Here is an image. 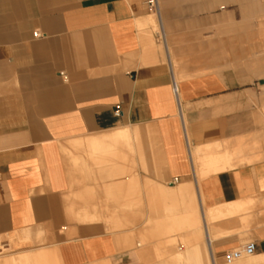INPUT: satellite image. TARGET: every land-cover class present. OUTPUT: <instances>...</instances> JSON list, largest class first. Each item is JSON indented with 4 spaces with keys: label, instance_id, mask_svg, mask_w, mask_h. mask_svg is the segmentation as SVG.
<instances>
[{
    "label": "crops",
    "instance_id": "1",
    "mask_svg": "<svg viewBox=\"0 0 264 264\" xmlns=\"http://www.w3.org/2000/svg\"><path fill=\"white\" fill-rule=\"evenodd\" d=\"M234 1L0 0V264H264V159L226 167L218 150L253 129L252 91L205 73L175 94L170 70L212 67V11ZM119 128L131 146L99 145ZM245 199L250 215L206 222ZM190 200L203 240L180 219ZM248 242L251 256L225 261Z\"/></svg>",
    "mask_w": 264,
    "mask_h": 264
},
{
    "label": "rangeland",
    "instance_id": "2",
    "mask_svg": "<svg viewBox=\"0 0 264 264\" xmlns=\"http://www.w3.org/2000/svg\"><path fill=\"white\" fill-rule=\"evenodd\" d=\"M154 29L159 35L161 46L162 35L155 15ZM210 38L212 67H170L171 73L176 82L205 73L221 75L230 81L242 83L247 91L251 90L250 103L245 108L251 112L249 124L253 129L242 140L225 144L218 150L222 148L225 151L226 167L264 159V0H235L220 9L218 16L212 11ZM219 161L210 159L208 163L214 165ZM197 176L201 178L200 173ZM189 203L191 205L188 204V208L192 206L199 218L195 201L190 200ZM250 205L251 201L248 200L240 212L250 215ZM107 217V221L103 222L111 225V217ZM180 219L188 222V216H181ZM193 227L196 241L203 240L201 226Z\"/></svg>",
    "mask_w": 264,
    "mask_h": 264
},
{
    "label": "bare ground",
    "instance_id": "3",
    "mask_svg": "<svg viewBox=\"0 0 264 264\" xmlns=\"http://www.w3.org/2000/svg\"><path fill=\"white\" fill-rule=\"evenodd\" d=\"M157 14V13H156ZM178 75V74H177ZM175 81V80H174ZM176 82V81H175ZM138 128V127H137ZM136 128V129H137ZM131 129V128H130ZM138 130H140L139 128H138ZM138 130H137V132H138ZM130 130H127V129H113V130H111V134L110 133H108L109 132V130L107 131V133L108 134H110V135H106V136H100L101 138H102V140H100V138H99V140H100V143L101 144H99V145H102V144H106L105 146H107V144L109 143V142H111V145H112V143H118L119 144V142H126V143H129L130 142V138L133 140V139H135V138H132V136L134 135H132V133H133V130L131 131L132 133H130L129 132ZM134 131H136V130H134ZM140 132V131H139ZM89 133V132H88ZM105 133V132H104ZM106 133V134H107ZM93 134V133H92ZM100 134H102V132L100 133ZM99 134V135H100ZM130 134H131V137H130ZM141 134V133H140ZM139 134V135H140ZM95 135V134H94ZM96 135H98L97 133H96ZM105 135V134H104ZM138 135V136H139ZM88 136H90V134L88 135ZM93 136V135H92ZM91 137V136H90ZM134 137H136V135L134 136ZM84 138V137H83ZM86 138H87V136H86ZM92 138V137H91ZM90 138V139H91ZM96 138H97V136H96ZM139 138V137H138ZM147 138V137H146ZM94 139H95V136H94ZM91 139V141L93 140V142H90L89 141V143L91 144V143H94V141H96V140H98V139ZM109 139H111V141H109L108 143H107V141L109 140ZM140 139H141V136H140ZM143 139V138H142ZM80 140V139H79ZM131 140V141H132ZM144 140V139H143ZM147 140H148V138H147ZM69 141H72V139L71 140H69ZM74 141V140H73ZM81 141H82V139H81ZM84 141V140H83ZM82 141V142H83ZM134 141V140H133ZM141 141V140H140ZM149 141V140H148ZM138 142V141H137ZM70 143V142H69ZM72 143V142H71ZM75 144H76V142H74ZM131 143V142H130ZM129 143V144H130ZM144 143V142H143ZM87 144V143H86ZM90 144H88V145H90ZM148 144V143H147ZM78 145V144H77ZM95 145V143L93 144V146ZM120 145V144H119ZM122 145V144H121ZM143 145V144H142ZM141 144H140V148H142L143 146H142ZM146 145V144H145ZM69 146V145H68ZM82 146V145H81ZM80 146V148L81 149H83L84 147H81ZM86 146V145H85ZM109 146V145H108ZM113 146V145H112ZM112 146H110V147H112ZM117 146V145H116ZM130 146H131V144H130ZM129 146V147H130ZM133 146V145H132ZM142 146V147H141ZM74 147H75V145H74ZM78 147H79V145H78ZM77 147V148H78ZM90 147V146H89ZM92 147V146H91ZM102 147H103V145H102ZM146 147V146H145ZM93 148V147H92ZM92 148H91V150H92ZM95 148V147H94ZM94 148H93V152L94 151H97L98 149H100V151L103 149H101V146H100V148H97V150L95 149L94 150ZM105 148V147H104ZM109 148V147H108ZM114 148H115V146H114ZM114 148H111V149H113L114 150ZM117 148V147H116ZM118 148H122L121 146L120 147H118ZM126 147H124V150H127L128 149V152H130L129 151V148H127V149H125ZM131 149L133 148V147H130ZM80 149V150H81ZM110 149V150H111ZM123 149V148H122ZM121 149V150H122ZM135 149V148H134ZM143 149V148H142ZM70 150V149H69ZM84 150V149H83ZM83 150L81 151V152H83ZM105 150V149H104ZM107 150V149H106ZM117 150V149H116ZM64 151V150H63ZM112 151V150H111ZM110 151V152H111ZM123 151V150H122ZM121 151V152H122ZM70 152H72V149H71V151ZM101 152H104V151H101ZM101 152H94V154H96V153H100L101 154ZM117 152H118V150H117ZM133 152V151H132ZM132 152H130V153H132ZM65 153H66V151H65ZM67 153H69V152H67ZM75 153V152H74ZM84 153H86V152H83V155H84ZM111 153H113V154H115L116 152H115V150H114V152L112 151ZM110 153V155H112ZM124 153V152H123ZM73 154V153H72ZM79 155L81 154V153H78ZM89 155H91V153L89 154ZM93 155V154H92ZM104 155V154H103ZM102 155V156H103ZM119 155H120V153H119ZM121 155H122V153H121ZM129 155V154H128ZM127 155V156H128ZM132 155V154H131ZM130 155V156H131ZM134 155V154H133ZM132 155V157H133V159H134V156ZM69 156V155H68ZM74 156V155H73ZM75 156H76V154H75ZM81 156V155H80ZM87 156V155H86ZM85 156V157H86ZM95 156V155H94ZM97 156V155H96ZM100 156V155H99ZM113 156V155H112ZM114 156H116V155H114ZM71 157V156H70ZM77 157H78V155H77ZM88 157V156H87ZM98 157V156H97ZM105 158H106V156H104ZM109 157V156H108ZM118 157V156H117ZM120 157H123V156H120ZM74 158V157H73ZM89 158H91V159H93V157L91 156V157H89ZM88 158V159H89ZM101 158V157H100ZM103 158V157H102ZM101 158V159H102ZM104 158V159H105ZM109 158H111V157H109ZM108 158V159H109ZM114 158V157H113ZM125 158V157H124ZM126 158H129V156L128 157H126ZM71 159V158H70ZM74 159H78V158H74ZM79 159H80V157H79ZM96 159H98L99 160V157L98 158H96ZM96 159H94V161L96 160ZM100 159V160H101ZM112 159V158H111ZM131 159V158H130ZM133 159H132V161H133ZM81 160H82V158H81ZM83 160H84V158H83ZM86 160V159H85ZM84 160V162H86ZM117 160V159H116ZM120 159H118L117 161H119ZM80 161V160H79ZM90 160H87V162H89ZM93 161V160H92ZM113 161V160H112ZM127 161V160H126ZM128 161H129V159H128ZM130 162L129 161V163H133V162ZM84 162H82V163H84ZM121 162H123L124 163V160H123V158H121ZM90 164H91V162H89ZM88 163V164H89ZM96 163H98V161L96 162ZM115 163V162H114ZM113 163V164H114ZM128 163V162H127ZM135 163V162H134ZM84 164H86V163H84ZM87 164V165H88ZM93 164V163H92ZM119 164V163H118ZM118 164L116 165V166H118ZM66 165H67V163H66ZM86 165V166H87ZM99 165H100V161H99ZM110 165H111V162H110ZM115 165V164H114ZM113 165V166H114ZM121 165V164H120ZM127 165V164H126ZM125 165V166H126ZM131 165V164H130ZM129 164H128V166H130ZM135 165H136V163H135ZM91 166H94V165H91ZM90 165H89V167H91ZM97 166V165H96ZM106 166V165H105ZM95 167V166H94ZM136 166H134V168H135ZM92 168V167H91ZM120 168H122V166L120 167ZM127 168V167H126ZM125 168V169H126ZM131 168H132V166H131ZM130 168V169H131ZM94 169V168H93ZM124 169V170H125ZM137 169V168H136ZM136 169H134L135 171H136ZM121 170H123V168L121 169ZM133 169H131V171H132ZM122 172L123 171H121V174H122ZM126 172V171H125ZM128 172V171H127ZM126 172V173H127ZM130 172V171H129ZM116 173V172H115ZM120 173V172H119ZM132 173V172H131ZM130 173V174H131ZM125 174V173H124ZM129 174V175H130ZM123 175V174H122ZM132 175V178H130V179H132L133 180V174H131ZM134 175H135V173H134ZM139 175V174H138ZM136 176V175H135ZM131 177V176H130ZM134 181V180H133ZM133 181H130V182H133ZM118 183V182H117ZM117 183H116V185H117ZM68 185H70V184H68ZM160 185V184H159ZM154 187L155 185H151V187ZM109 187H111V186H109ZM150 187V186H149ZM156 187V186H155ZM154 187V188H155ZM167 187V186H166ZM111 188H109V190H110ZM158 189H159V187H158ZM157 189V187H156V189H155V191L156 190H158ZM69 189H67V191H68ZM72 190V189H71ZM150 190H151V188H150ZM153 190V189H152ZM70 191V190H69ZM108 191V190H107ZM111 191V190H110ZM155 191L153 190V192L155 193ZM159 191L161 192H164V193H166V194H170L171 193V189L170 188H163V190H160L159 189ZM72 192H73V190H72ZM150 192H152V191H150ZM119 193V192H118ZM179 193V192H178ZM72 195V194H71ZM68 196V195H67ZM167 196V195H166ZM68 198H69V196H68ZM71 198V197H70ZM169 199V198H168ZM247 201L248 200H242L241 202H237V203H232V204H227L226 203V205H221V206H216V207H214V208H209V209H204V218H205V220H206V222H208V225H209V223L210 222H214V221H216V219L218 220L219 218H221V217H225V216H228V215H233L234 213H238V212H240V210L242 209V208H244V206H246L247 205ZM68 202H70V201H68ZM79 202V201H78ZM230 203V202H229ZM74 207V206H73ZM95 207V206H94ZM96 208V207H95ZM98 209V208H97ZM96 209V210H97ZM99 210H101V209H99ZM191 210H192V208H191ZM84 211V210H83ZM185 211V210H184ZM100 212V211H99ZM110 213V212H109ZM188 213V212H187ZM191 213H192V211H191ZM78 214V213H77ZM87 214V213H86ZM111 214V213H110ZM182 216V215H181ZM84 220H89V221H94V220H96V221H107V219H108V217H107V215H97V216H95V215H91V216H87V215H85V216H83L82 217ZM114 218V217H113ZM203 219V218H202ZM111 220V219H110ZM98 221V222H99ZM112 221V220H111ZM85 223V222H84ZM188 223L189 224H191L192 226H195V227H197V225H199V218H198V215H197V213H196V211L194 212V213H192L191 215H189L188 216ZM212 224V223H211ZM210 224V225H211ZM208 228H209V226H208ZM38 237V236H37ZM191 244V243H190ZM195 245V244H194ZM194 248V247H193ZM196 248V247H195ZM194 250H196V249H194ZM188 251V250H187ZM257 260H259V259H257ZM254 261V260H253ZM261 261V260H260ZM255 262H257V261H255ZM262 262H263V260H262ZM261 262V263H262ZM258 263V262H257ZM264 263V262H263Z\"/></svg>",
    "mask_w": 264,
    "mask_h": 264
},
{
    "label": "built area",
    "instance_id": "4",
    "mask_svg": "<svg viewBox=\"0 0 264 264\" xmlns=\"http://www.w3.org/2000/svg\"><path fill=\"white\" fill-rule=\"evenodd\" d=\"M147 4L149 5V8L152 9L154 12L158 11L157 0H147ZM34 36L38 37L39 33L37 31L34 32ZM177 90L178 89L176 86V82L173 79V92L176 94ZM114 114L116 116H119L121 114V111H120V108L118 105L115 107ZM175 181H176V179H175ZM253 252H254V243L248 242L245 245L226 253L224 259L227 263H229V262L235 261L237 259H240L241 257L251 256L253 254Z\"/></svg>",
    "mask_w": 264,
    "mask_h": 264
}]
</instances>
